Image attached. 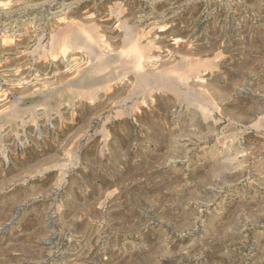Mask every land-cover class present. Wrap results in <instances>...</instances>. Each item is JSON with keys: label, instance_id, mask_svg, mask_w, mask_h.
<instances>
[{"label": "rangeland", "instance_id": "1", "mask_svg": "<svg viewBox=\"0 0 264 264\" xmlns=\"http://www.w3.org/2000/svg\"><path fill=\"white\" fill-rule=\"evenodd\" d=\"M0 264H264V0H0Z\"/></svg>", "mask_w": 264, "mask_h": 264}, {"label": "bare ground", "instance_id": "2", "mask_svg": "<svg viewBox=\"0 0 264 264\" xmlns=\"http://www.w3.org/2000/svg\"><path fill=\"white\" fill-rule=\"evenodd\" d=\"M93 53H95V50H93Z\"/></svg>", "mask_w": 264, "mask_h": 264}]
</instances>
